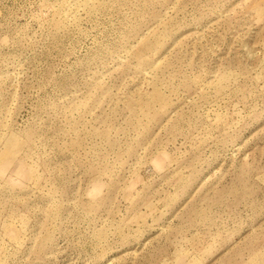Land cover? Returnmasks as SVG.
<instances>
[{
    "label": "rangeland",
    "instance_id": "rangeland-1",
    "mask_svg": "<svg viewBox=\"0 0 264 264\" xmlns=\"http://www.w3.org/2000/svg\"><path fill=\"white\" fill-rule=\"evenodd\" d=\"M0 264H264V0H0Z\"/></svg>",
    "mask_w": 264,
    "mask_h": 264
}]
</instances>
